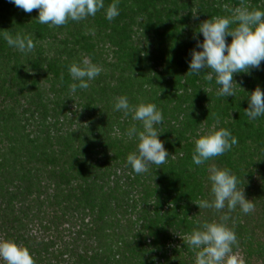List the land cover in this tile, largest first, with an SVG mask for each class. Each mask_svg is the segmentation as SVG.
<instances>
[{
  "label": "trees",
  "instance_id": "1",
  "mask_svg": "<svg viewBox=\"0 0 264 264\" xmlns=\"http://www.w3.org/2000/svg\"><path fill=\"white\" fill-rule=\"evenodd\" d=\"M242 4L264 10V0H118L112 21L101 9L49 27L38 9L0 0V33L30 35L35 45L25 54L0 37V239L26 246L35 264H194L182 237L227 212L194 202L211 199L215 164L254 204L229 214L233 252L243 264H264V116L245 115L248 94L264 89V61L234 74L235 96L217 95L215 78H203L210 70L187 74L203 41L199 25ZM84 57L102 71L70 98L68 68ZM121 95L162 111L156 127L169 156L159 168L136 174L127 164L137 145L127 130L141 124L113 110ZM217 120L238 143L197 166L196 132Z\"/></svg>",
  "mask_w": 264,
  "mask_h": 264
},
{
  "label": "clouds",
  "instance_id": "2",
  "mask_svg": "<svg viewBox=\"0 0 264 264\" xmlns=\"http://www.w3.org/2000/svg\"><path fill=\"white\" fill-rule=\"evenodd\" d=\"M17 8L26 13L39 10V23L49 27L65 25L69 20L81 21L98 11H105V18L112 21L119 15L118 0L105 8L104 0H9ZM228 16H213L199 25V33L203 41L197 40V47L191 52L188 75L199 76L207 71L204 79L213 81L219 86L220 97L235 96L233 86L234 74L249 72L259 68L264 61V10L241 5L227 9ZM235 25V27H232ZM230 36L231 42L226 38ZM6 44L21 53H28L35 47L30 35L20 32L0 33ZM102 68L84 57L80 62H73L68 72L74 81L69 85V97L77 89L87 90L90 82L100 75ZM207 93L208 89L203 88ZM249 93V92H248ZM178 94V93H177ZM249 107L245 115L250 121L264 116V89L257 87L248 94ZM98 106V105H95ZM114 111H122L124 116L131 114L133 121H139L141 129L135 125L127 130L129 138L137 140L136 150L130 152L126 162L136 174H143L150 165L159 166L166 163L169 156L164 142L159 138L163 131L157 125L163 123V113L154 103L140 101L135 106L129 103L126 95L117 96L113 103ZM203 122V121H202ZM217 120L203 134L197 130L192 154L193 164L200 166L211 158L222 156L231 151L238 143L231 130L219 127ZM211 199L199 202L200 209H214L220 213L219 220L204 222L190 234L182 237L185 244L195 251L194 264H243V260L233 252L238 240L233 228L228 226L230 213L237 207L244 214L254 211V204L247 199L244 190L238 188V179L228 168H220L215 164L208 168ZM0 264H35L30 250L13 239H0Z\"/></svg>",
  "mask_w": 264,
  "mask_h": 264
}]
</instances>
